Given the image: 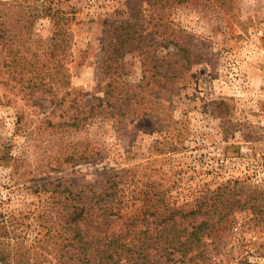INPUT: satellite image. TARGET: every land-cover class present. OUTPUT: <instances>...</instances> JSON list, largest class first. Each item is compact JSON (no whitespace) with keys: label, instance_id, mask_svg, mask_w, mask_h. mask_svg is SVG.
Masks as SVG:
<instances>
[{"label":"rangeland","instance_id":"rangeland-1","mask_svg":"<svg viewBox=\"0 0 264 264\" xmlns=\"http://www.w3.org/2000/svg\"><path fill=\"white\" fill-rule=\"evenodd\" d=\"M52 44L64 46L60 67ZM60 73L64 86L49 82ZM114 174L127 194L114 204L135 197L136 214L155 192L185 209L217 200L195 218L224 219L211 260L196 263L264 264V219L251 208L264 205V0H0L8 229L22 249H55L44 264H57L64 241L35 240L47 189L91 197ZM144 263L172 264L158 253Z\"/></svg>","mask_w":264,"mask_h":264},{"label":"trees","instance_id":"trees-1","mask_svg":"<svg viewBox=\"0 0 264 264\" xmlns=\"http://www.w3.org/2000/svg\"><path fill=\"white\" fill-rule=\"evenodd\" d=\"M51 46L50 56L60 67L63 54L58 53L65 51L64 46ZM17 56L15 53L12 58L15 70L20 65ZM40 74L30 79L43 82L46 77ZM52 81L60 86L68 82L63 73L50 76L49 82ZM93 156L86 153L85 158L92 159ZM123 177L112 175L107 180L109 188L100 193L95 191L91 197L74 193L66 187L62 190L58 186L47 189L54 200L51 205L44 203L37 209L41 220L38 227L46 231L39 230L35 240L40 244L48 237L56 245L64 241L56 249L60 254L57 264H146L145 259L153 253L165 257L172 264L211 260L207 255L208 239L212 236L213 227L220 225L224 219L221 217L214 221L208 215L198 222L195 218L210 213L203 207H218L217 200L212 198V204L210 198L207 201L198 200L194 207L185 209V205L171 203L164 191L155 192L150 196L147 194L148 199L142 200L147 199L148 203L136 205V214L133 211L135 197L132 206L117 207L114 204L118 200L122 202L127 195L120 187ZM218 201L226 199L220 196ZM251 208L258 209L257 214L260 213L264 219V205ZM8 224L10 217L0 214V264H44L51 259L55 249H22L21 243L24 242L19 241L20 236L12 235Z\"/></svg>","mask_w":264,"mask_h":264}]
</instances>
